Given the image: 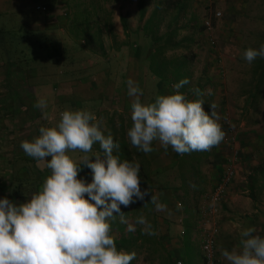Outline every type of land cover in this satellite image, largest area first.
Segmentation results:
<instances>
[{
  "label": "rangeland",
  "instance_id": "374dc122",
  "mask_svg": "<svg viewBox=\"0 0 264 264\" xmlns=\"http://www.w3.org/2000/svg\"><path fill=\"white\" fill-rule=\"evenodd\" d=\"M180 1L185 4V8L178 15L174 6L176 0H143L144 15L140 19L139 0H63L64 9H67L63 33L54 34L49 39L57 47L55 56L49 58L43 47L38 51L29 44L27 52L29 59L35 56L33 64L26 62L24 56L21 59L16 55L24 47L21 42V37L25 36L22 32L24 17H0V61L8 63L7 68L0 69V176L5 178V188L17 186L21 193L34 191L37 185L36 173L32 171L34 159L24 153L20 144L37 137L40 127H54L59 121L60 112L65 109H87L102 121L105 135L110 132L113 139L126 136L127 126L132 122L131 112L128 111L131 110L129 105L132 98L126 93L128 79L139 85L143 91L140 99L144 103L153 102L157 94L173 92L171 83L165 82L160 90L156 87L158 79L149 67L155 48H161V51L159 49L155 54L152 71L155 70L156 62L166 63L167 72L172 68L169 64H183L185 77L179 79L187 78L190 83L182 87L180 92L188 99L204 100L206 112L210 111V104L216 105L214 111L225 134L217 146L209 151L184 154L182 166L174 159L175 152L169 148L165 152L159 142H153L154 151L146 154L151 160L153 173H156L154 183L161 181L170 191H163L169 192L165 196L159 192L155 194L159 202L166 205L164 210H155L160 224L156 234L158 240L151 238L147 249H122L136 253V259L131 264H165L168 252L175 248V237L182 242L184 240V221H188L187 227L200 221L196 211L199 198L191 201L197 184L193 186L188 174L185 177L189 179L186 183L190 192L186 197L188 203L185 202L188 212H184L183 206L174 209L176 201L172 190L176 192L180 186V176L185 175V170L191 165H195L199 175L197 179L201 181L198 187L204 191L213 172L219 164H225L232 157L235 149L241 156L233 166L231 186L225 203L211 217V220L216 221L214 229L217 230V236L214 241L218 264H227L221 256V249L231 251L239 248V232L242 229L254 227V235L264 237V191L257 193L256 202L249 197L251 172L261 160L260 155L263 157L264 150V79L262 83H257V63L260 58L251 64L243 58L247 48L258 49L264 44V0H216L212 10L219 11L222 16L219 21H213L216 19L212 18V25L208 28L205 24L208 23L210 7L206 0ZM161 2L163 4L157 10V18L150 30L153 33L151 38L143 26ZM36 3L47 6L51 2L38 0ZM98 7H102L100 13L95 11ZM175 17L177 23L174 22ZM121 18L127 25L125 33ZM43 21L45 19L41 18ZM84 23L88 25L80 27ZM95 25L99 26L98 29ZM46 34L44 32L40 36L34 33L33 37L36 39L38 35L42 38ZM156 37L164 38L165 46L160 42L150 47V41ZM41 38H37L39 43L50 46ZM167 39L170 41L167 42ZM137 48H141L139 55H135ZM16 61H19L20 68L30 65L49 78L24 82L16 74ZM8 76L9 79L4 80ZM32 85L37 90L35 95ZM197 88H201L202 95L198 96L194 92ZM209 89L212 95L207 94ZM253 92L257 94V99L252 102ZM38 98L47 100L45 109L34 107ZM94 149L95 152L100 151L99 145L94 144ZM75 155V152L69 154L77 161ZM223 160L224 163L221 162ZM24 169L27 170V180ZM22 171L24 178L21 179L19 176ZM141 216L147 221L146 225L136 223ZM152 218L144 210H140V215L123 218V221L119 217L117 222L121 227L111 235L114 240L120 237L130 240L136 236L135 230L147 233ZM200 231L199 228L198 233L196 229L190 234V249L189 252L185 251V259L190 264H202L198 239Z\"/></svg>",
  "mask_w": 264,
  "mask_h": 264
},
{
  "label": "clouds",
  "instance_id": "9594fccd",
  "mask_svg": "<svg viewBox=\"0 0 264 264\" xmlns=\"http://www.w3.org/2000/svg\"><path fill=\"white\" fill-rule=\"evenodd\" d=\"M258 57L264 58V44L243 52L249 64ZM189 83L183 78L173 84L172 93L157 94L153 102L144 103L139 85L126 81L132 98V124L126 136L133 147L149 154L154 151L153 142H159L165 150L171 147L183 155L209 151L223 140L216 105L210 104L206 112L204 100H189L180 92ZM194 92L203 94L200 89ZM207 94L212 95V90ZM47 103L38 98L34 107L43 110ZM38 131L37 137L22 141L20 147L50 175L24 203L0 198V264H131L136 253L117 248L110 220L120 216L123 221L121 206L148 196L146 203L157 211L166 208L158 196L141 190L139 163L113 155L119 143L110 132L104 134L102 121L87 109H65L54 127L42 126ZM94 144L99 152H93ZM75 151L84 153L78 161L67 154ZM81 164L91 170L90 183L77 178ZM136 223L146 225L147 221L141 216ZM255 231L254 227L242 229L239 248L221 249L227 264H264V237L254 235Z\"/></svg>",
  "mask_w": 264,
  "mask_h": 264
},
{
  "label": "trees",
  "instance_id": "16d2710c",
  "mask_svg": "<svg viewBox=\"0 0 264 264\" xmlns=\"http://www.w3.org/2000/svg\"><path fill=\"white\" fill-rule=\"evenodd\" d=\"M139 17L140 19L143 17L144 15V7H143V0H139ZM162 2L158 3L155 9V12L151 14V16L149 17V19L145 22L143 29L146 33L149 34V37H153V33L150 31L152 29L153 26V22L154 20L157 18V10L159 11V9L162 6ZM185 4H181L180 0H176V3L174 4V6H176V11L177 14L180 15L181 12L184 11V6ZM173 6V7H174ZM172 7V8H173ZM67 10V9H66ZM94 10V9H93ZM102 10V7H98L97 10L95 9L96 12L100 13ZM215 10V9H213ZM67 15V14H66ZM121 22H122V29L123 32L125 33L127 31V25L126 22L124 21V19L121 18ZM174 22L177 23V18H174ZM174 23V24H175ZM80 24V27H84L87 26L88 24ZM98 25H95V28L98 29ZM169 37H171V34L169 35ZM170 39H167V42H169ZM162 42L165 46V39L161 38V37H156L154 39H152L150 41V47L153 48V46L157 45L158 43ZM40 46H42V42L40 43ZM161 51V48H155L154 50H152L151 53V64H150V69L151 72L153 73V75L158 79L157 82V88L160 90L163 86V84H165V82L167 83H177L179 82V77L181 78L182 76L185 77V73L183 72V64H176L173 66V64H169L172 66L171 71L167 72V64L164 62L161 63H155L154 67L155 70L152 71V64L154 63V59H155V54L159 51ZM20 50V49H19ZM141 53V48H137L135 50V55H139ZM17 57L20 56V58L22 59V51L20 50L19 53H16ZM259 58V57H258ZM17 62V61H16ZM19 63V61L17 62ZM18 67H20L19 64H17ZM168 65V66H169ZM30 66H27L26 68H21V69H29ZM168 73V74H166ZM259 73V77L257 78V83H262L263 79H264V58H260L258 59V63H257V72ZM169 75V76H168ZM200 89L201 88H197ZM193 95V94H192ZM193 98V97H192ZM257 99V94L255 92L252 93V102L253 100ZM192 100V99H189ZM96 102V101H95ZM207 108V107H206ZM131 123L128 124V128L131 127ZM126 138V139H125ZM114 142H118L120 147L119 150H115L113 151V155H116L119 157V159L121 161L127 160L130 162H135V163H139L140 165V188L141 190H145L148 189L153 195L157 194V192H159L160 194H162L163 196H165V194L169 193H163V191H170L169 189H167L166 186L162 185L163 183L160 181L157 184L154 183V176L156 175L155 171L153 173L152 167H151V160L147 158L146 154L139 151L137 148L133 147L127 136L122 135L119 139L114 138ZM169 149L171 150V147H169ZM95 151V149L93 150V152ZM99 152V151H98ZM95 153V152H94ZM92 154V153H91ZM89 154V155H91ZM240 154V153H239ZM258 154V153H257ZM256 154V155H257ZM260 155V152H259ZM241 156V154L238 156ZM174 159L176 161L179 162V165L182 166L184 164L183 158H184V154H178L175 152L174 154ZM261 160L259 162H257L256 166L253 168L252 172H251V185L249 187V197L251 200H253V202H256V195L257 193L260 194L262 191H264V150H263V157L260 155ZM36 162V161H35ZM81 171L80 173H85L88 177L91 176V170L88 169L86 166H84L83 164L80 165ZM33 169L35 170L36 174L38 176H40L41 174H43L42 172H40L34 165H33ZM185 175H181L180 179L182 180V182H180V186L176 189V192L174 190H172V192L174 193V197H175V201L176 204L174 205V209H176L177 207H181L183 206L184 212L187 213L188 212V207H187V196H188V192H190L188 190V186H187V181H189V179L192 180L193 182V186H196L197 184V188L193 189V198H191V201L193 200H197L195 199V197H199L200 195H202V190L200 191L198 185L200 184L199 179H197V168L195 165H191L189 168H187ZM222 172V168H220V174H218L219 176L221 175ZM190 175L189 179H186V175ZM199 176V175H198ZM162 191V193H161ZM179 191V192H178ZM172 193V195H173ZM173 198V196H172ZM150 199V196L145 197L144 201H137L134 204H130L128 207H124L121 206V213H123V218L126 217H130L134 214L140 215V210H144L148 217L152 218V224L151 227L148 229L147 233H143L140 229L135 230L134 233L136 236L131 237L130 240H126L124 237H120L118 240H114L116 246L119 247V249H130V247H136L137 249H147L149 241L151 238H156V240H158L157 238V231H158V226L159 224V219L156 218L155 215V206L152 203H146L148 202V200ZM182 201V202H181ZM187 202V203H185ZM146 203V204H144ZM177 210V209H176ZM175 213V212H174ZM176 214V213H175ZM114 215H116L114 213ZM120 216H116L114 219L110 220V225H111V233L112 234L115 230H117L118 228L121 227V225L117 222V219ZM186 223H188L187 220L184 221L183 224V229H182V236L184 238L183 242L181 241V249L179 251V253L176 254V252H168L166 258H165V264H174L176 260L181 261L182 263L187 262L185 259V251L189 252L190 249V242L191 241V231L193 230V227H187ZM262 230H264V227L262 228ZM152 232L154 233L153 235H149L148 233ZM133 233V234H134ZM133 234H131L133 236ZM180 239V238H179ZM185 248V250H183V247ZM170 253V254H169Z\"/></svg>",
  "mask_w": 264,
  "mask_h": 264
},
{
  "label": "crops",
  "instance_id": "0c3cea01",
  "mask_svg": "<svg viewBox=\"0 0 264 264\" xmlns=\"http://www.w3.org/2000/svg\"><path fill=\"white\" fill-rule=\"evenodd\" d=\"M38 0H0V17L2 15H4V17L7 16H12V15H16V16H21L24 17V24H22V29H23V34H25L24 37H21V42L24 43V47L21 50L22 51V57L24 56L25 61L29 62L32 64L35 63V56L33 55V57L31 59H29L28 56V52L27 49L29 48V44L32 46V48H36L38 51L40 50V47H43L45 49V51L47 52V55L49 56V58H52L55 56V50L57 49V47L54 45V42H52V40H49L51 38V36L53 37L54 34H61L63 33V29L65 27L66 24V14H67V10L64 9V3L63 0H49L51 3L48 4L47 6L44 5V3H36ZM40 7H45L46 11L43 13L41 12L38 8ZM215 8V7H214ZM209 9V8H208ZM38 11V12H37ZM17 13V14H14ZM212 9L208 10V22L210 21V24L212 23ZM36 15V16H35ZM43 15L44 17L40 16ZM34 17H37L34 19ZM41 18L45 19V21L41 22ZM36 20V21H35ZM213 21H219V20H213ZM219 23V22H217ZM212 25V24H211ZM44 32L48 33L46 34L45 37H40L42 34H44ZM36 33L40 36L37 35V38L40 40V38L42 40H44L49 44H43L42 46H40V43L38 41V39L33 37V34ZM41 40V41H42ZM51 41V42H50ZM53 43V44H52ZM22 48V47H21ZM1 62V61H0ZM13 62V61H10ZM7 64L6 61L5 62H1V66L2 68L0 69H5L7 68ZM14 64H19V63H14ZM30 66V65H28ZM16 67V74L21 76V80H23L24 82L27 81H38V80H45L48 79L49 77L45 74H42V72H40L39 70H37L36 68H30L29 69H21L20 67H18V65L14 66ZM5 73V71H4ZM9 79V76L7 78H5L4 80ZM31 89L33 91V95H35L36 87L35 85L31 86ZM126 93H127V87H126ZM68 98V97H67ZM66 99V98H64ZM86 99H90L91 98H86ZM130 106V105H129ZM23 108V107H22ZM129 112H131V110H128ZM20 125H16L15 127L17 128ZM165 150V149H164ZM95 152V151H94ZM167 152V150L165 151ZM70 153L73 152H68L67 154L69 155ZM75 157L79 160V158L84 155V153H81L79 151H75ZM91 154V153H89ZM72 158V157H71ZM77 160V161H78ZM224 163V160L221 161ZM36 162L35 160L33 161V165L35 166ZM33 165H32V171L35 172V170L33 169ZM224 165V164H223ZM223 165L219 164L218 168H216V171L213 172L214 174H216V176H212V179L208 180V182H206V186L204 188V191L202 192V195H200L199 197H195V199H198V205L202 199V196L204 195V193L209 192L213 186L214 183L217 179L218 174L220 173V168L221 166L223 167ZM29 173V171H28ZM43 174H41L40 176H38L36 174V187L34 189V191H27L24 193H21L20 190H18L17 186H14L13 188H5L4 186H6L5 183V178L0 176V198L3 197H7L9 200L15 202V203H24L27 201V199L29 198V196L40 190V188L42 187V184L45 180V178L50 175V170L48 169H44L42 171ZM24 175L26 176V180L28 179V174H27V170L24 169ZM21 179L24 178L23 177V171L20 172V176ZM78 179L83 178L85 180L86 183H90L91 179H92V175L87 177V175L85 173H78ZM9 185V184H8ZM198 205H197V209L196 211L198 212ZM217 209V208H216ZM199 215V212H198ZM215 215V214H214ZM212 215V217L214 216ZM200 219V218H199ZM214 221V223L216 224V221L214 219H212ZM200 222V221H199ZM196 223V224H192L193 230L195 232V230L197 229V233L199 231L200 228V223ZM198 224V226H197ZM196 226V227H195ZM195 228V229H194ZM192 230V231H193ZM199 239V244L201 243L200 238ZM174 246L175 248L172 250V252H176V254L180 251L181 249V241L178 237H175L174 239ZM200 258H201V263H203V259L201 256V252L199 253ZM184 264H190L189 262H185Z\"/></svg>",
  "mask_w": 264,
  "mask_h": 264
},
{
  "label": "built area",
  "instance_id": "2783aa9c",
  "mask_svg": "<svg viewBox=\"0 0 264 264\" xmlns=\"http://www.w3.org/2000/svg\"><path fill=\"white\" fill-rule=\"evenodd\" d=\"M210 9L215 5L216 0H206ZM41 12H45L44 7L38 8ZM212 18L219 20L222 14L217 10H212ZM208 28L210 22L205 24ZM239 151L233 150L232 157L226 160V163L222 167L221 175L217 176L213 188L204 193L199 204L198 212L200 218V252L204 264H218L215 250V237L217 236V230L214 229L215 223L211 220L212 215L217 212L216 208L223 203L231 186V182L234 176L233 166L238 160ZM220 174V173H219ZM210 218V219H209ZM174 264H182L181 261L176 260Z\"/></svg>",
  "mask_w": 264,
  "mask_h": 264
},
{
  "label": "water",
  "instance_id": "95a60500",
  "mask_svg": "<svg viewBox=\"0 0 264 264\" xmlns=\"http://www.w3.org/2000/svg\"><path fill=\"white\" fill-rule=\"evenodd\" d=\"M35 167H36L40 172H42V171L45 169L41 164H38L37 162H36V164H35Z\"/></svg>",
  "mask_w": 264,
  "mask_h": 264
}]
</instances>
